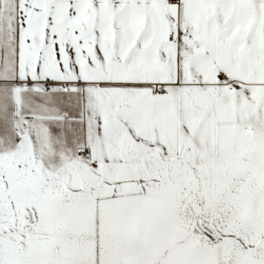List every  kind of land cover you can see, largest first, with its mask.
I'll return each mask as SVG.
<instances>
[{"label": "snow or ice", "instance_id": "obj_1", "mask_svg": "<svg viewBox=\"0 0 264 264\" xmlns=\"http://www.w3.org/2000/svg\"><path fill=\"white\" fill-rule=\"evenodd\" d=\"M0 264H264V0H0Z\"/></svg>", "mask_w": 264, "mask_h": 264}]
</instances>
